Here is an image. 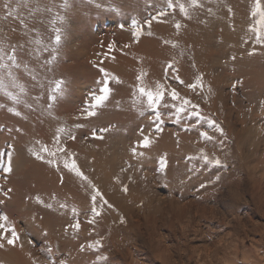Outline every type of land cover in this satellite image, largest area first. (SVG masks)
I'll return each instance as SVG.
<instances>
[{
  "label": "rangeland",
  "instance_id": "1",
  "mask_svg": "<svg viewBox=\"0 0 264 264\" xmlns=\"http://www.w3.org/2000/svg\"><path fill=\"white\" fill-rule=\"evenodd\" d=\"M255 2L172 0L168 8V0H0V161L12 156L9 172L0 163V215L7 217L0 264L16 245L25 259L15 252L13 264L29 256L36 264H264V40L252 30L261 28L251 15ZM162 9L166 15L143 24ZM133 19L143 26L138 38ZM169 62L184 84L166 74ZM100 68L119 82L110 80L108 100L86 117ZM197 76L203 87L188 88ZM157 82L199 105L200 117L186 109L177 119L171 105L178 101L165 94L156 132L155 111L136 86ZM58 128L65 152L57 151ZM145 135L147 148L137 143ZM201 150L221 163L204 161ZM69 152L112 205L94 224L87 223L91 186L63 166ZM76 219L78 231L65 227ZM10 227L19 232L14 245L4 238ZM96 239L100 247H87Z\"/></svg>",
  "mask_w": 264,
  "mask_h": 264
},
{
  "label": "snow or ice",
  "instance_id": "2",
  "mask_svg": "<svg viewBox=\"0 0 264 264\" xmlns=\"http://www.w3.org/2000/svg\"><path fill=\"white\" fill-rule=\"evenodd\" d=\"M190 3L192 6H197L198 0H190ZM167 7L168 8L175 7V5L172 3V0H168ZM179 10H180L181 14L187 16V8H186L184 3L179 4ZM166 14H167L166 9L159 10L150 19L145 20L143 22V24L150 26L153 20H159L160 17H162ZM251 15L253 17L259 15L260 18H259V20L256 21V24L260 25L261 28H264V10H261L260 0H256L255 6L251 10ZM131 24H132V28H133L132 36L134 38H138L142 34L143 26L135 19H133L131 21ZM121 27H123V25H121ZM175 27L177 29L180 28L179 22H177L175 24ZM261 28H255V27L252 28V30L256 32L258 40H264V32L261 31ZM150 34L151 33L149 32V35ZM55 39H56V41H60L61 36L56 35ZM165 43H171V44H173V46H175V42H173V41H165ZM109 48H112L111 44H109ZM169 71H171L173 73V78L176 81H178L181 84H184V81L180 79L178 74H176L178 70L175 69V67L173 66V64L171 62H169V64L165 68L166 74ZM100 72L103 73V79L100 81L101 86L99 87L98 92L93 91V92L89 93L91 102L84 109V114L86 117L95 116L96 115V109L98 107L102 106L105 103V101L108 100L109 95L112 91V89L109 86L110 80H115V81L119 82V77H117L115 75L110 76V74L108 73V71L106 69L100 68ZM143 75H144V73H141L139 76H137V81H140L141 78L143 77ZM60 83L61 82H59V81L57 82V91H59V84ZM186 86L190 89H196L198 87L202 88L203 87L202 76H197L196 80L193 83H189ZM136 87H137V91L139 92L140 96H143L146 98L147 107L150 109H153L154 111L158 108V106L164 100L165 94H167V96H169L172 101H178V104L173 103L171 105V107L175 109V115H176L177 119H179L180 113L185 112L186 109H187L189 115L200 117V112L197 111V109H199V105L193 104L186 97H181L175 88H171L170 86H165L164 84H162L160 82L156 83L155 89L145 88L143 85H141L139 83L137 84ZM50 99H54V97H50ZM16 115L19 116L20 113L16 112ZM154 120L156 121V124L154 126V130L156 132H161L163 122L161 120V114L159 111H155ZM208 125H209V127H215V130L217 132L223 133V129L219 125H216L215 121L208 120ZM75 127H82V125L77 124V125H75ZM100 131L105 132V131H107V129H100ZM63 132H65V129H63V128L57 129V136H56L55 140L57 143V151H59V152H65L66 151L65 148H63L59 145V134L63 133ZM92 135L94 137H96V135H97L96 131H93ZM200 135H201V137H204L205 139H211V137L208 136L207 132L202 131L200 133ZM69 136L71 139H75L74 134H69ZM98 138H102V137H98ZM137 143L139 146L147 148L150 145L151 140H150L149 136L145 135V136H143V138L141 140L137 141ZM10 147H11V145H10ZM42 151L47 152L49 157H52L55 155L54 152L50 151L46 147L44 149H42ZM130 151L134 155L141 154V153H137L136 147L131 148ZM33 155L36 156L37 159L44 160L43 155H40V154L35 153V152L33 153ZM67 156H68V158L63 159V161H62L64 168L68 169L70 172L75 173L82 180L87 181L92 188V195L90 197V200H91L90 217L91 218L87 219V223L94 224L95 223V217H98L101 214V210L103 209V207L105 205H107L109 208H111L112 205L109 204L108 201L99 192V190L96 189L95 185L91 184V181L88 179V177L85 176L83 174V172L80 171V169L77 166L75 159L71 158L72 154L69 152V153H67ZM201 157L204 161L211 163V164L219 165L221 163L220 159H218V158H211L210 159L209 156L203 152V150H201ZM11 161H12L11 153L8 154L7 162L0 161V163H3V171L5 173H7L11 170ZM46 162L50 165H56L58 163V161L56 159H53V158L47 159ZM166 167H167L166 157L161 156L159 158V168L165 169ZM203 187H205V185L202 184L201 188H203ZM125 191H126V188H125ZM98 198H99V205H98ZM36 200L38 203H43V201H41L39 197H36ZM47 206L51 207L50 204ZM61 207H66V205H61ZM71 211L74 215L78 214V210L75 207H73L71 209ZM5 220H7V217L4 215H0V221H5ZM121 222H123V218H121ZM0 227H3V225H0ZM65 227L66 228L71 227L74 231H78L81 228V223H80L79 219H76L74 223H72L71 225H66ZM8 230L11 232V238H8V237H4V238L7 239V242L9 244H13L15 242V240L19 238L18 233L16 232L14 227H10ZM0 246H2V245H0ZM100 246H101V240L100 239H96L95 241L89 242L87 245V247L92 248V249H96ZM83 248H84V245H81V250H83ZM48 251H49V253H51V249H48ZM97 260H105L106 261L107 257L106 256H98ZM60 264H66V261L61 260Z\"/></svg>",
  "mask_w": 264,
  "mask_h": 264
},
{
  "label": "bare ground",
  "instance_id": "3",
  "mask_svg": "<svg viewBox=\"0 0 264 264\" xmlns=\"http://www.w3.org/2000/svg\"><path fill=\"white\" fill-rule=\"evenodd\" d=\"M158 32V31H157ZM149 57H151V58H157V54H154L153 56H152V54H150L149 55ZM42 170V169H41ZM42 174V173H41ZM47 183V182H46ZM45 185V184H44ZM45 190V187H44V189H43V191ZM18 212V211H17ZM134 219V218H133ZM140 222V221H139ZM16 230V229H15ZM16 232L17 233H19L17 230H16ZM163 238V237H162ZM161 238V239H162ZM51 241H52V239H51ZM1 245V244H0ZM14 245V244H13ZM64 246V245H63ZM56 248V247H55ZM9 250V249H8ZM15 252H17V253H19L21 256H22V254L20 253V251H19V248H18V246L16 245V249L15 250H13L12 252H8L9 254H7L6 256V259H5V263L6 264H9L13 259H18V257L17 256H15ZM240 253V252H239ZM22 258H23V256H22ZM23 259H25V258H23ZM30 260V261H29ZM27 261V262H26ZM264 261V260H263ZM23 262V261H22ZM24 262L25 263H27V264H36L35 262H34V260H31L30 259V256H29V259L28 260H24ZM13 263H16V262H11L10 264H13ZM248 264V263H247Z\"/></svg>",
  "mask_w": 264,
  "mask_h": 264
}]
</instances>
